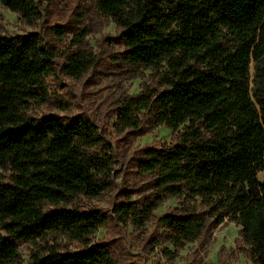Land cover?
Listing matches in <instances>:
<instances>
[{"label":"trees","instance_id":"obj_1","mask_svg":"<svg viewBox=\"0 0 264 264\" xmlns=\"http://www.w3.org/2000/svg\"><path fill=\"white\" fill-rule=\"evenodd\" d=\"M24 19L31 0H0ZM133 70L157 74L159 90L144 87L117 109L123 129L164 126L172 143L140 151L139 168L153 177L143 209L113 207L120 221L143 224L168 198L199 202L205 211L157 218L175 249L224 221L239 227L238 248L264 264V0H96ZM55 51L34 35L0 34V264L18 258V243L56 233L84 238L105 220L69 209L80 197L97 198L113 184L103 140L88 120L25 114L44 100ZM89 59L63 65L79 75ZM252 68V69H251ZM143 119V123H142ZM210 219V222H208ZM29 264H113L104 244L76 251L39 246Z\"/></svg>","mask_w":264,"mask_h":264},{"label":"rangeland","instance_id":"obj_2","mask_svg":"<svg viewBox=\"0 0 264 264\" xmlns=\"http://www.w3.org/2000/svg\"><path fill=\"white\" fill-rule=\"evenodd\" d=\"M31 1L37 13L30 19L0 3V34L34 35L56 54L53 70L44 81V100L30 102L25 114L34 119L53 115L62 120L90 121L109 156L113 184L97 198L80 197L65 204L69 209L104 216V224L93 234L75 238L56 233L37 244L18 243V258L11 264H29L39 246L46 244L63 252L100 243L109 250L113 264H251L238 248L239 227L229 221L217 227L209 225L203 236L181 249L170 245L157 218L167 213H202L205 209L198 201L168 198L153 212L152 220L139 225L120 221L114 215L113 207L122 202L143 209L154 189L153 177L139 168L140 151L147 146L169 145L176 135L164 126L123 129L117 122L116 111L126 99L138 95L144 87L159 90L157 74L133 70L122 63L116 27L97 11L96 0ZM74 54L89 59L88 69L79 75L63 67ZM9 175L0 170L1 180L7 181ZM258 180L264 181L263 174Z\"/></svg>","mask_w":264,"mask_h":264}]
</instances>
